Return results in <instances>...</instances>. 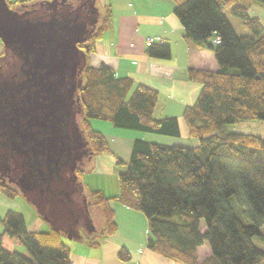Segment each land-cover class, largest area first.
<instances>
[{
  "label": "trees",
  "instance_id": "trees-1",
  "mask_svg": "<svg viewBox=\"0 0 264 264\" xmlns=\"http://www.w3.org/2000/svg\"><path fill=\"white\" fill-rule=\"evenodd\" d=\"M244 1L173 0L185 38L198 50L213 53L218 65L215 72H188L201 91L196 102L184 110L183 119L189 139L198 146L135 140L130 160L116 159L123 169L119 181L131 192L133 201L125 194L108 198L101 190H92L88 199L78 181L72 184L74 196L69 200L61 189L65 177L60 170L47 180V195L64 199L61 205L56 204L57 210L62 212L64 204L69 206L65 210L74 221L75 232L79 231L78 240L92 248L100 245L91 206L101 208L102 234L117 233L116 212L111 206L116 201L131 203L145 215L150 232L148 248L171 262L264 264V246L253 241L258 238L264 245V138L230 130L232 126L264 122V25L260 18L251 16ZM7 2L19 12L28 8L59 16L58 27L82 29L78 48L86 54L87 64L79 75L82 85L78 96L89 159L110 152L107 138L92 128V120L146 134L181 137L178 118L155 117L158 90L136 84L130 77H117L105 64L90 65L96 44L111 27L110 7H104L101 17L95 0H78L76 5L66 0ZM253 3L264 7V0ZM228 14L238 18L250 35L238 36ZM147 53L162 60L172 57L171 47L158 42L149 46ZM83 173V169L76 171L78 179ZM0 193L10 200L21 195L16 187L2 183ZM0 224L4 231L0 234V264H72V250L63 231L52 226L46 232L30 231L24 215L14 211L7 212ZM5 237L21 243L28 255L6 250ZM205 245L211 256L199 263L198 250ZM119 258L129 261L131 255L122 249Z\"/></svg>",
  "mask_w": 264,
  "mask_h": 264
},
{
  "label": "water",
  "instance_id": "water-1",
  "mask_svg": "<svg viewBox=\"0 0 264 264\" xmlns=\"http://www.w3.org/2000/svg\"><path fill=\"white\" fill-rule=\"evenodd\" d=\"M58 19L39 10L19 12L7 0H0V41L10 55L9 70L0 75L6 97L0 99V133L10 142L9 164L3 170L18 177L17 182L11 178L10 182L46 222L68 239L78 240L79 231L75 232L65 210L69 206L64 204L63 211H58L56 204L64 199L46 192L47 180L61 169L65 177L61 189L73 200L77 163L88 153V149L82 152L88 142L76 117L77 88L82 84L76 78L87 64L86 54L78 48L83 31L78 26L58 27ZM66 112L72 113L70 135L60 129ZM72 136L74 143H70Z\"/></svg>",
  "mask_w": 264,
  "mask_h": 264
},
{
  "label": "crops",
  "instance_id": "crops-1",
  "mask_svg": "<svg viewBox=\"0 0 264 264\" xmlns=\"http://www.w3.org/2000/svg\"><path fill=\"white\" fill-rule=\"evenodd\" d=\"M120 1L124 3L118 4L116 0H104V7L108 6L112 10L111 27L103 39L96 44L95 52L90 55L91 63L94 67L105 64L114 70L117 77H130L136 84H143L158 90L160 100L155 117L157 119L178 118L181 128V137L178 139L187 138L190 140L187 128L186 134L183 132L182 123L185 124L183 112L186 107L192 106L196 102L201 86L190 80L188 72L189 70L215 72L218 65L214 54L198 50L185 38L184 28L174 14L176 5L173 0ZM149 38L159 40L158 43L169 45L172 50L171 59L162 60L150 57L147 53ZM144 140L150 141L148 138ZM196 146H198L197 142ZM196 146L194 145V147ZM111 152L110 150L109 154L104 156V158L110 157L109 159L102 160L103 156L98 158L104 165L108 163L112 168L117 165L116 159L126 162L127 157L130 158L129 154L126 157L124 155L125 158H120L123 156H117L116 152ZM98 189L103 191L108 198L116 197L113 194H107L105 189L102 190L103 188ZM121 194H125L133 201L132 195L128 192L120 190L117 196ZM17 200H11L12 204L0 200V204L9 208L13 204H18ZM28 204L30 217H33L37 222L36 226L30 228L23 214L28 230L33 232L49 231L48 227L51 225L41 218L35 205L30 201ZM111 206L116 212L117 233L107 236L101 232V237L98 239L100 245L97 248L89 247L81 240H73L74 243L70 246L72 264H176L148 248L149 226L142 212L131 203L123 204L113 201ZM6 213L5 210L0 211V221ZM3 232L0 230V234ZM3 246L8 251L28 255L27 250H23L24 246L21 243L8 237L4 238ZM204 248L208 250V255L202 258L200 252ZM122 249H126L131 255L129 261H122L119 258ZM210 256L211 251L207 245L198 250L199 263L204 262Z\"/></svg>",
  "mask_w": 264,
  "mask_h": 264
},
{
  "label": "rangeland",
  "instance_id": "rangeland-1",
  "mask_svg": "<svg viewBox=\"0 0 264 264\" xmlns=\"http://www.w3.org/2000/svg\"><path fill=\"white\" fill-rule=\"evenodd\" d=\"M66 1L71 3V5H76L78 0H66ZM95 1H96V8L100 12L101 17L104 16L105 14L104 5H103L104 0H95ZM116 2H118V4L124 3L123 1H120V0H116ZM244 4L245 6L250 8L251 16L260 18V20L262 21L264 25V7L258 4H254L253 0H245ZM228 18L238 36L250 35V33L243 27L242 22L238 18L230 14H228ZM101 24H102V19H100L98 27L101 26ZM3 53L6 55L4 45L0 41V58ZM91 61H92V58L90 60V63ZM90 65L94 66L93 63H91ZM82 118H83L82 114H79L77 121H78L80 129L82 127V122H81ZM91 125L94 130L100 131L101 133H103V135L107 138L110 144V150L114 153L116 152L117 156H121V155L123 156L120 158H125L126 155L128 154L131 156V152H132L131 148L133 147L134 141L144 140L145 138H148L151 142H154V143L161 141L162 143H158V144H164V145H170V146L171 145L184 146V147H194V145L196 146V142L194 140H188L187 138H181V139L170 138V137L146 134V133L138 132V131L115 128L111 123L106 122V121L92 120ZM184 125L185 124L182 123L183 132L184 134H186V126ZM230 130L232 132H237V133L254 134V135L264 138V122H254V123L241 124L238 126H232ZM108 154L109 153L103 155L101 159L102 160L109 159L110 157L104 158V156ZM259 159H262V158L259 157ZM126 160H127L126 162H128L130 158L127 157ZM81 169H83L84 173L81 176H79L78 182L82 184V188L84 189V194L88 199L90 196V192L92 190H99L98 188H101V189L103 188L102 190L105 189L107 194H111V195L113 194L115 196H117L120 190L126 191L131 194L129 190L122 187L119 181V174L123 171L122 167H120L119 165H116L114 168H112L108 165V163L104 165L103 162H101L100 158H96L95 160L86 159L84 160L83 165L81 166ZM81 193L83 194V190H81ZM16 199H18L16 201L18 204L16 205L13 204L9 208H6L4 205L2 206L0 204V211H4V210L6 212L14 211V212L24 214L28 225L30 226V228L31 227L33 228V226H36L37 222L36 220L33 219V217H30L31 215L28 210L29 204H28L27 198L21 193V195ZM0 200L5 201L6 203L12 204L11 200H8L1 193H0ZM31 206L35 208V206L33 205ZM89 211H90L91 218L93 220V225L98 234V239H100L102 228H103V223H104L101 208L96 207V206H91ZM203 227H205L204 224H203ZM50 228L51 226L48 227V230H50ZM0 230L3 231V227L0 226ZM262 232L264 234V227L262 228ZM64 240L66 244H68L69 246H71V244L74 243L73 240L68 239V236H66ZM253 241L255 245L257 246H260V247L264 246L263 243L258 238H255ZM23 250L26 251L25 247L23 248ZM206 255H208V250L204 248L203 250H201L200 256L204 258Z\"/></svg>",
  "mask_w": 264,
  "mask_h": 264
},
{
  "label": "flooded vegetation",
  "instance_id": "flooded-vegetation-1",
  "mask_svg": "<svg viewBox=\"0 0 264 264\" xmlns=\"http://www.w3.org/2000/svg\"><path fill=\"white\" fill-rule=\"evenodd\" d=\"M37 10V9H36ZM25 11H32L31 9H28V8H26L25 9ZM8 67H10V55L8 54V53H6V55H4L3 57H1L0 58V75L1 74H5L6 72H8ZM2 70H4V71H2ZM1 79V78H0ZM76 80L79 82V75H78V77L76 78ZM82 85V84H81ZM81 87V86H80ZM78 89L79 88H77V94H76V96H78ZM2 93L3 92H1V88H0V99H6V97L5 96H3L2 95ZM76 99V98H75ZM0 105H2L1 104V101H0ZM76 105H77V107L79 108V112L76 114V117L78 118V115L79 114H82V110H81V107H80V105L78 104V103H76ZM62 115H64V118H63V120H61L62 121V123L60 124V129H62V132L64 133V134H69V132H70V130L72 129V126H71V122H72V119H71V117H72V113H68V112H66V113H64V114H62ZM77 123H78V121H77ZM79 125V124H78ZM81 130V129H80ZM70 135V134H69ZM7 137V138H6ZM70 140V139H69ZM70 143H74V138H73V136H72V140L70 141ZM86 149H88V153H87V156H84V158H83V161L82 162H78L77 163V168H76V171L78 170V169H81V166L83 165V162H84V160H86V159H89V156H88V154H89V148H88V146H87V148H83L82 149V152H84ZM10 152V142H9V140H8V136H6V135H3V134H1L0 133V152L1 153H4L3 155H1L0 156V183H2V184H6V185H11V186H13V187H16L17 189H18V187H17V185L15 184V183H11L10 182V178L12 179V180H14V182L17 180V176H15V175H13V173H10V172H6V171H4L3 170V168H4V166H5V164H9V156H8V153L7 152ZM33 162H34V160H33ZM37 166V165H36ZM35 166V167H36ZM60 171H62L61 169H60ZM10 177H9V176ZM17 182V181H16ZM19 190V189H18Z\"/></svg>",
  "mask_w": 264,
  "mask_h": 264
},
{
  "label": "built area",
  "instance_id": "built-area-1",
  "mask_svg": "<svg viewBox=\"0 0 264 264\" xmlns=\"http://www.w3.org/2000/svg\"><path fill=\"white\" fill-rule=\"evenodd\" d=\"M156 42H159V40H155V39H151V38H149V39L147 40V46L149 47V46L153 45V44L156 43ZM218 43H219V41H218Z\"/></svg>",
  "mask_w": 264,
  "mask_h": 264
}]
</instances>
